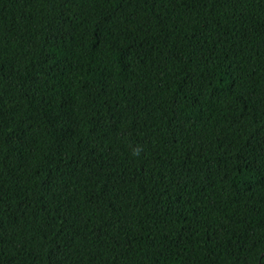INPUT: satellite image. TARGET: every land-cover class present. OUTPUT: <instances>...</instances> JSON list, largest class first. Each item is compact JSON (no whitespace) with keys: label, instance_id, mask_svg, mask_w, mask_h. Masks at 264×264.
I'll return each instance as SVG.
<instances>
[{"label":"trees","instance_id":"trees-1","mask_svg":"<svg viewBox=\"0 0 264 264\" xmlns=\"http://www.w3.org/2000/svg\"><path fill=\"white\" fill-rule=\"evenodd\" d=\"M0 264H264V0H0Z\"/></svg>","mask_w":264,"mask_h":264},{"label":"clouds","instance_id":"clouds-1","mask_svg":"<svg viewBox=\"0 0 264 264\" xmlns=\"http://www.w3.org/2000/svg\"><path fill=\"white\" fill-rule=\"evenodd\" d=\"M142 152H143V148L138 146L136 149H134L133 155L140 156Z\"/></svg>","mask_w":264,"mask_h":264}]
</instances>
